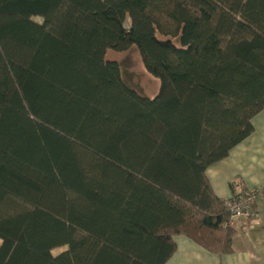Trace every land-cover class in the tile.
<instances>
[{
  "label": "trees",
  "instance_id": "16d2710c",
  "mask_svg": "<svg viewBox=\"0 0 264 264\" xmlns=\"http://www.w3.org/2000/svg\"><path fill=\"white\" fill-rule=\"evenodd\" d=\"M133 45L153 97L105 57ZM262 110L264 0H0V264L230 253L205 172Z\"/></svg>",
  "mask_w": 264,
  "mask_h": 264
},
{
  "label": "crops",
  "instance_id": "0c3cea01",
  "mask_svg": "<svg viewBox=\"0 0 264 264\" xmlns=\"http://www.w3.org/2000/svg\"><path fill=\"white\" fill-rule=\"evenodd\" d=\"M205 175L220 200L248 188L264 193V110L252 117V133L232 147L227 157L209 165ZM255 211L256 218L241 220L235 227L230 253H210L190 238L175 235V251L164 264H264V195L256 198Z\"/></svg>",
  "mask_w": 264,
  "mask_h": 264
},
{
  "label": "rangeland",
  "instance_id": "374dc122",
  "mask_svg": "<svg viewBox=\"0 0 264 264\" xmlns=\"http://www.w3.org/2000/svg\"><path fill=\"white\" fill-rule=\"evenodd\" d=\"M35 20L39 21V18H35ZM128 20L125 22L126 27L128 26ZM105 55L107 60L115 61L119 64L122 78L130 88L132 87L140 95L153 97L158 91L159 80L146 72L135 45L126 51L116 52L109 49ZM64 250L63 247H59L54 249L52 254L56 255Z\"/></svg>",
  "mask_w": 264,
  "mask_h": 264
},
{
  "label": "built area",
  "instance_id": "2783aa9c",
  "mask_svg": "<svg viewBox=\"0 0 264 264\" xmlns=\"http://www.w3.org/2000/svg\"><path fill=\"white\" fill-rule=\"evenodd\" d=\"M264 195L258 188H248L244 192L232 196L226 201L229 211V220L227 226L235 228L241 220L253 219L257 217L255 211V201L259 196Z\"/></svg>",
  "mask_w": 264,
  "mask_h": 264
}]
</instances>
